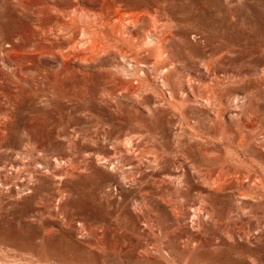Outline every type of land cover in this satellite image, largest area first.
<instances>
[{"label":"rangeland","instance_id":"374dc122","mask_svg":"<svg viewBox=\"0 0 264 264\" xmlns=\"http://www.w3.org/2000/svg\"><path fill=\"white\" fill-rule=\"evenodd\" d=\"M138 14L174 33L180 74L206 81L200 70L230 50L224 67L229 84L233 71L240 75L241 122L229 110L222 123L229 132L239 124L246 146L214 128L178 143L171 92L130 90L144 82L134 56L119 55L121 41L97 59L66 54ZM74 16L72 30L61 24ZM86 23L94 30L76 31L83 47L72 50V31ZM188 104L189 121L202 111L213 119L203 102ZM205 144L218 158L213 175L233 163L248 197L203 183L194 167ZM138 160L141 174L130 167ZM176 161L186 173H174ZM182 196L187 207L207 204L201 222L176 211ZM0 264H264V0H0Z\"/></svg>","mask_w":264,"mask_h":264},{"label":"bare ground","instance_id":"6f19581e","mask_svg":"<svg viewBox=\"0 0 264 264\" xmlns=\"http://www.w3.org/2000/svg\"><path fill=\"white\" fill-rule=\"evenodd\" d=\"M80 15H81V13H80ZM122 15L125 16V14H122ZM138 15L135 17L131 16L132 18H129V20H128V18H123V16L119 17V19L121 21L119 20L120 22L117 23V21H118L117 20L116 23H113L114 26H113V30L110 32V35H106V33H107L106 32V33H103V37H101L102 35L99 37L100 34L98 35V33L95 32V35H94V33H92L94 35V38L92 39V37H91V41H89V42L86 41L87 40L86 38H85L86 39L85 40L86 42H85L82 38L83 36H81L79 39H74L73 36H74L75 32L79 31V30L83 31L81 33H84V31H88V32L93 31L94 30L93 25H87L88 22L83 26H80L81 24L80 25L77 24L78 26H76V28L74 26L75 29L72 31V35L69 39L68 44H69V46H73L72 50H74L75 48H79L78 46L83 47V45H81V43H83V41H84L85 50L82 48L79 51L77 50L78 53H75L76 51L75 52L70 51L66 54H70V55L75 54L76 56H79V57L84 58V59H88L89 57H95V59H97L96 57H99L100 55H104L107 52L108 46H111V45L116 46V43L118 41H121L123 43L124 48L121 51H119V55L123 56V57L126 55V57H127L128 54L129 55L132 54L134 56L133 59H135V61H136V68H135V70H133V72H135L137 75L143 76V77L141 76L140 78H142V81L144 83L142 85H138V86H135V85L131 86L130 85L131 86L130 90L131 91H139L140 89H142L144 87V85H147L149 87V86H155L156 84H160L162 87L166 88L168 92H171L170 98L172 99V104L174 105V119H175V123L178 127V133H177V135H178L177 142L178 143L182 142L181 138H185V137L189 136V133L192 135L195 132H197L196 129L204 130L205 128H214V129H217L218 132L219 131L221 132V134H218L219 139L225 140V141H233V142L237 143V145L240 147L246 146L249 142V141H247L248 135L246 136V134L242 131L241 127L239 129V127H238L239 124L236 127L232 125L233 128L234 127L235 128L231 129V131L229 132L226 130V127H225L226 125L225 126L223 125V123L226 124V121L225 122L222 121L224 119V116H226L225 114L228 113L229 110H233V111L236 110L237 113H234V114H235L237 123L241 122V113H239V112H241V109H239V108H242V106H241L242 97L238 95L239 92H241V86L239 85L241 82V79H239L240 75L237 71H233L231 77L234 78L235 81H230L231 84H229V74L230 73L224 67L225 64H230L231 62H233L230 58L227 57L230 55L228 53L230 50L226 51V49L223 48L226 51L225 53H227L229 55L226 56L225 53L223 52L224 53L223 55L216 56V58H214L215 56L214 57L212 56L214 59L213 62H210V61L207 62L206 61L207 63L205 65V67H203V70H200L202 72L203 76L206 77V81L202 82L196 76H195L196 78L192 77L191 74H189V73H187L186 75L180 74L179 71L176 69L177 68V63H176L177 62L176 61L177 56H175V55L177 53L174 55L173 51L175 48L173 46H171V42H172V40H174L173 39L174 33L172 31H170L171 29L169 30V27H168V29H166V27L160 26L161 25L160 22H158L160 25L159 24L155 25V22H153L151 24H147L148 22L146 21L147 23H145V19L143 17H141L140 14H138ZM88 18H90V17H88ZM106 19H108V18H106ZM77 20H79V19H77V17L74 16V18L70 19L69 21H62L61 24L64 27H66L67 29L71 28V30H72V26L74 25V23L77 22ZM92 20H93V18H92ZM97 20H98V18H97ZM84 21H85V19H84ZM95 21H96V18H95ZM91 22L89 21V23H91ZM103 22H105V21H103ZM96 23H98V22L96 21ZM62 25H60V26H62ZM40 27H42V26H40ZM110 27H112V26H110ZM96 29H97V27H96ZM71 30H69V31H71ZM59 31H61V30H59ZM105 31H106V29H105ZM52 32H54V31H52ZM88 34H86V35H88ZM56 35H60V34H55V36ZM61 35H63V34H61ZM68 35H70V34H68ZM89 35H91V34H89ZM108 39H111V41H108ZM63 49H64V47H63ZM65 49H66V47H65ZM68 50H70V49H68ZM233 50H235V49L233 48ZM58 52H60V51L58 50ZM235 58H236V56H235ZM211 61H212V59H211ZM151 72L155 76L154 80H150V79H152V77L150 79H149V77L148 78L145 77V76H148L149 73L152 75ZM201 72H199V73H201ZM172 78H175V79L172 80ZM139 84H141V83H139ZM237 84L239 86H236ZM188 92H191V93L188 95L187 98H185V94H187ZM180 93H183V94H180ZM236 93H238V94H236ZM175 97H177V98L174 99ZM193 97L195 99H193ZM192 101L203 102L204 105H203V107H201V109L208 111L211 114H213V116H214L213 119H208L207 121H206V119L204 120L203 119L204 114L202 111V112L197 113L198 116L191 115V121H189L188 120V114H189L188 102H192ZM234 124H236V123H234ZM227 125L229 127L228 123H227ZM250 140H251V138H250ZM197 149L203 152V156L201 159H195L196 166L194 167V169L203 176V179H204L203 183L204 184H212L213 187H215L217 189H221L223 187V185L224 186L228 185L229 187H226V188L229 189V192H231V193L236 192L237 191L236 189H238V187L236 188L235 182L241 183L240 178H239V175L241 173L239 170L232 168L233 163L225 160L220 165L219 171H217V173L213 175V173L215 171L213 168H211V164H212V161H216L218 158H216L210 154V148L208 149L206 144L205 145H197ZM215 152H217V150H215ZM158 157L159 158L155 157V158H157V164L162 166L166 162V158L164 156H158ZM140 162L141 161L138 160L137 162L132 163L130 165V167L133 170H135L136 172L141 174L144 169L142 170ZM153 163H154V159H153ZM174 165H175V170H174L175 174H184L187 172V169L183 163L176 161V162H174ZM124 166L125 165L121 164V165H118L116 168L118 170H123ZM54 175H56V174H54ZM60 175H61V173H60ZM248 175L249 176H246V177L252 178L254 176V178H255V175H253V174H248ZM53 177H55V176H53ZM57 178H59L60 180H58V182H56L55 190L57 193H61L63 191V187H64L63 178L60 176ZM174 179H175V177H173V176H169L167 178L168 181H173ZM251 180H253V178ZM256 181H258V180L256 179ZM159 182H162V181H159ZM254 182H255V180H254ZM258 182H257V184H258ZM261 183H262V180H261ZM242 184H243V182H242ZM242 186H241V188H242ZM233 187H235L236 189ZM238 190L240 192L242 191L241 189H238ZM250 190H249V192H250ZM244 192H247V191L243 190V192H241L242 197H244L243 199H245V196L248 197V195H249V194L247 195V193L245 195ZM199 196L202 197V194H199ZM184 199L185 198L182 196L181 201H176V206H175L176 211H181L182 213L191 212V214H192V218H191L192 220L191 221H193V219H194L196 222L197 221L201 222V216L205 217V215H203L204 212L209 210V207L207 206V204L191 203L190 206L187 207L185 202H184L185 201ZM60 200H62V199H60ZM202 200L204 202L209 201L210 200V193L207 194L206 196H204ZM57 205H59V204H57ZM150 218H152V217H150ZM195 221H193V222H195ZM144 222H146V220ZM146 224H147V226H149L148 228H150L148 232H151L152 234L151 233L150 234L153 237L159 236V232H157V227H156L153 220H151V223H149V224L146 222ZM161 228H162V226H161ZM160 232H162V231H160ZM133 235H134V233H133ZM136 235H138V234H136ZM140 235H144V237L146 236L145 234H140ZM141 237H143V236H141ZM124 239H126V238H124ZM132 240H134V239H132ZM124 244H126V243H124ZM141 249L142 250L145 249V243Z\"/></svg>","mask_w":264,"mask_h":264}]
</instances>
